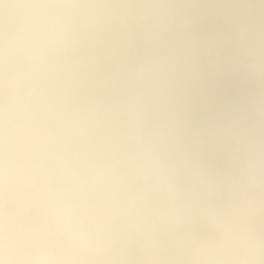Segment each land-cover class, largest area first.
<instances>
[{
	"label": "clouds",
	"instance_id": "obj_1",
	"mask_svg": "<svg viewBox=\"0 0 264 264\" xmlns=\"http://www.w3.org/2000/svg\"><path fill=\"white\" fill-rule=\"evenodd\" d=\"M0 264H264V0H0Z\"/></svg>",
	"mask_w": 264,
	"mask_h": 264
}]
</instances>
